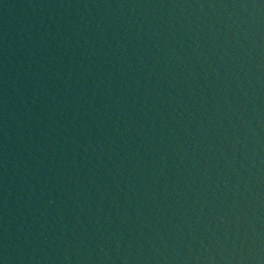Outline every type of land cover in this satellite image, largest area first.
<instances>
[{
    "label": "water",
    "instance_id": "1",
    "mask_svg": "<svg viewBox=\"0 0 264 264\" xmlns=\"http://www.w3.org/2000/svg\"><path fill=\"white\" fill-rule=\"evenodd\" d=\"M0 264H264V0H0Z\"/></svg>",
    "mask_w": 264,
    "mask_h": 264
}]
</instances>
